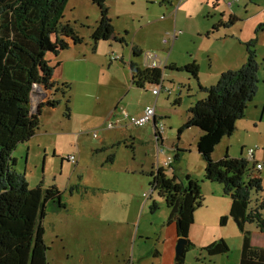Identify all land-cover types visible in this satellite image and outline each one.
Returning a JSON list of instances; mask_svg holds the SVG:
<instances>
[{"label":"rangeland","instance_id":"obj_1","mask_svg":"<svg viewBox=\"0 0 264 264\" xmlns=\"http://www.w3.org/2000/svg\"><path fill=\"white\" fill-rule=\"evenodd\" d=\"M170 1L171 5L164 0H108L114 33L124 42L113 39L94 42L91 34L100 16L98 6L92 0H68L65 18L61 20L57 34L62 32L64 21L70 17L82 41L59 51L57 55L50 53L48 57L58 62L55 72L57 82L65 81L71 85L70 112L69 115L65 114L63 99H60L56 110H46L52 112L51 119L46 114L40 117V131L54 132L47 138L56 147V152L49 145L47 160L39 150H36L35 157L27 155L25 148L22 151V146L13 152L17 157L14 168L25 174L30 186L56 184L62 192V201L66 206L49 205L43 219L48 264H111L116 262L115 248L119 250L118 259L122 260L121 254L133 248V242L127 238L125 224L119 227L120 239L113 244L112 251L94 241L101 240L108 230L109 214H120L118 208L107 207L108 202L116 199L119 203L127 204L130 193L127 187L133 193L145 184L140 195L149 192L150 171L155 170L157 163L167 155L173 159V144L183 143L186 148L179 151L180 159L176 163L172 160L174 169L166 168L168 176L177 171L179 178L185 181L186 168L189 172L195 168L198 163L196 159L204 162L196 149L199 129L189 127L180 134L178 129L187 118L188 108L205 94L189 73L165 67L166 63L172 60L181 64L197 62L201 80L209 86L218 80L221 72L242 65L244 59L240 60V56L246 54L245 42L255 39L260 92L257 90L254 98L258 93L264 97V28L256 31L259 16H252L259 8H264V0H236L231 9L224 0H218L215 12L212 4H207L206 0ZM232 10L237 12L238 17L231 25H222L228 21ZM221 15L225 20L217 31L213 30L215 35H212L218 37V42L199 33L206 25L211 26L212 18L219 22ZM175 18L177 31L173 40V29L169 26L174 24ZM163 38L170 42L164 43ZM206 44L211 48L206 50ZM132 45L141 46L142 53L158 52L165 62L160 67L164 87L158 95L153 94L149 83L144 87L131 83L129 61L132 59L141 65L143 61L141 55L131 57ZM116 55L121 59H115ZM35 94L36 91L31 94L33 99ZM57 96L59 99L60 95ZM252 101L245 109L244 116L236 121L233 133L224 136L217 144V151L220 149L223 152L226 148L224 144H227L229 156H241L242 146L244 156L248 147L263 153L264 116L261 119L259 110L255 121L253 112L256 110L252 108ZM33 103L32 110L36 111L38 107ZM147 104L155 108L157 122L164 126L165 152L159 161L155 154L151 122L142 127L123 126V122L121 127L124 128L107 127L110 122H118L124 111L137 116V111ZM110 106L112 108L108 110ZM113 107L117 109L112 115ZM259 132L263 133L262 140L255 141V133ZM135 136H142L145 142L134 139ZM71 154L75 156L74 162L67 160ZM110 155L115 158L113 164L106 163ZM260 162L264 163L263 160ZM262 186L259 196L255 195L260 201H264V180ZM153 192L157 197V192ZM163 205V210L158 207L152 215L164 216L165 211L169 210L165 202ZM260 210L264 213V207ZM134 212L133 228L136 231L141 215L140 206Z\"/></svg>","mask_w":264,"mask_h":264},{"label":"trees","instance_id":"obj_2","mask_svg":"<svg viewBox=\"0 0 264 264\" xmlns=\"http://www.w3.org/2000/svg\"><path fill=\"white\" fill-rule=\"evenodd\" d=\"M107 1L92 0L100 16L91 38L94 42L109 39L124 42L114 33ZM67 2L0 0V264H48L43 219L49 205L65 207L56 184L30 186L25 174L14 168L12 155L18 145L27 142L40 128L42 105L34 112L31 103L35 84L59 93V99H48L46 104L54 107L63 99L65 114L69 115L71 85L52 79L58 62L52 64L48 57L50 53L56 55L68 48L65 39L57 34ZM235 20L236 17L230 15L222 25L229 26ZM263 24L256 31L262 29ZM61 35H69L74 43L82 41L69 26L64 27ZM255 41L245 42L246 59L239 68L221 72L218 80L209 86L199 83V65L195 61L181 66L171 62L165 65L189 73L205 94L188 108L178 134L189 127L199 129L196 149L204 160V179L220 184L230 197L229 215L242 233L239 264H264V248L251 244L247 229L253 225L264 231V213L260 210L264 201L255 197L263 189L262 178L253 169L255 163H250L246 157L226 154L214 160L212 152L224 136L233 133L236 121L244 116L258 90L259 62ZM132 55L138 56L141 52L132 47ZM129 69L131 83L137 87H144L146 83L157 85L162 80L161 68H144L130 60ZM154 123L156 127V118ZM180 150L175 146L174 163L180 159ZM107 161H113V155ZM169 167L173 168V163ZM166 168L160 165L150 172V187L164 200L169 210L168 220L176 221L178 236L187 239L183 253L175 256L174 263L184 264L186 249L192 246L188 233L194 213L202 206L204 198L198 179L187 174L185 181H181L174 173L168 176ZM150 207L156 210L157 204L153 202ZM226 219L221 216L220 224H225ZM204 249L215 255L226 253L229 246L224 239H218Z\"/></svg>","mask_w":264,"mask_h":264},{"label":"crops","instance_id":"obj_3","mask_svg":"<svg viewBox=\"0 0 264 264\" xmlns=\"http://www.w3.org/2000/svg\"><path fill=\"white\" fill-rule=\"evenodd\" d=\"M164 1L169 2V4L171 5L170 0H164ZM206 1H207V4H210V3L212 4L213 6L212 9L215 12V9H217V6H218V0H214V1L206 0ZM182 3H180V5ZM66 8H67V4H66ZM179 9L180 7L178 8V12H179ZM65 10H64V15H65ZM109 13H110V9H109ZM64 15H63V18H65ZM230 15H233L236 18L238 17V14L235 10H232L229 16ZM252 16L254 17L259 16L258 26L261 23H264V8L262 9L259 8L257 11H255L252 14ZM63 18H62V21H63ZM69 18L64 21L65 23H64V26L62 27V32H60L58 35L61 36L63 39H65V41L68 43V47H72L75 45V43L73 42L71 37L69 35L68 36L60 35V34H63L64 27H67V26H69L74 32H77L74 24L70 22ZM220 18H221V20H219L220 22H223L225 20V17L223 15H221ZM175 22H177V19L174 21V24L172 26L171 24L169 26L171 30L173 29L172 32L177 31L175 27ZM210 23H211V26L206 25L201 30H199V33L201 35H204L207 39H212L218 42V37L214 38L212 36L214 34L213 30L214 31L218 30L217 28L218 22L217 20H213L212 18ZM263 28H264V24H263L262 29ZM180 33H182V30H180ZM169 42L170 41L167 40V42L165 43H169ZM205 46L207 47L206 50L208 48H211V46L208 44H206ZM132 47H135L137 51H140L141 53L143 51V48L141 46L132 45L131 46V57H133ZM118 59H121V57H119ZM241 59H244L245 61L246 54H243L242 57L240 56V60ZM54 61L55 59L51 60L52 64L57 63V61L56 62ZM169 63H166V64H169ZM171 63H175L181 66V65H185L191 62H184V64H181V63H177L172 60ZM138 65L142 67L141 64H138ZM58 66L59 65L56 66L55 71L53 73V77H52V79L55 80L56 82H57L58 75H56L55 72ZM199 69H200V66H199ZM198 77H199V83L202 84L203 86H206L204 82L201 80L202 76H201L200 70H199ZM161 82L159 84L161 85V88H163L164 86ZM151 85L152 87L155 86L153 84ZM258 90L260 92V89ZM167 92L169 93V90ZM47 94H51V96L48 97ZM57 95L59 94H55L53 89L50 90V92H46V93L44 89L42 88V86L36 89V94L34 95L35 96L34 99L32 98V103L35 102L37 107L39 105H42V107L40 108V114H41L40 117L46 114L47 118L51 119L52 112L51 113H48V112L55 108H58L60 103H58V105L54 107H49L46 104V101L52 98L57 99L58 97ZM146 106H150V105L147 104ZM111 108L112 106L108 107V110H110ZM252 108L253 110H256L255 112H253L255 121L258 116L259 110H260V117L262 119V116H264V97L263 95H260V93H258V95L255 98H253ZM116 109L117 107H113V110L110 112V114L113 115L114 112H116L115 111ZM144 109L137 111L136 115L137 116L141 115ZM46 110H49V111H46ZM155 118L157 119V114L154 108V119L150 121L153 127V141H154V131H155V123H154ZM122 122L125 125L121 124ZM157 123L160 124L159 122ZM127 124L128 123L122 120V113H121V118L118 120V124L116 125V127L119 126L118 128H124L121 126L122 125L126 126ZM41 129L42 127L39 128L37 132L27 142L22 143V145H18L15 151L17 150L19 146H22L20 147L22 148V151H23V148H25L27 155L32 154L35 157L36 150H39L43 154L44 159L47 160L49 156L48 154L49 145L50 147H52V151L56 152V147L52 146L50 138H47L50 135H52L51 133H54V132H51L48 130L40 131ZM163 132L161 133V141H162V144L164 145V140H166V138L163 135ZM43 134H45V136L42 137ZM255 134H256L255 141L256 140L261 141L262 140L261 136L263 133L259 132ZM134 139H138L141 143L145 142V139H143L142 136H135ZM222 139L220 140L218 145L221 143ZM102 141L103 139L101 140V142ZM262 143L264 145L263 141ZM218 145L215 146L214 151L212 152V158L214 160L223 158L227 154V150H229V146H227V144H224V146L226 147L225 150L223 152H220V149H218L217 151L216 147ZM175 146H177L179 149L186 148L183 145V143H179V142L176 143V145L173 144V150ZM242 147L240 149L241 151L240 153H242V156H244ZM155 152H156V149H155ZM12 156L15 158V163H17V157L15 156V153H13ZM230 156L236 157L231 154ZM254 159L258 162H260V160L264 161V151L263 153L261 152L257 153L254 151ZM114 160L115 158L111 162H108L106 160V163L113 164ZM196 162H198L196 164V167L193 169H190V172L188 168H186L187 172L185 176L189 174L190 176H193L200 181V189L203 194L204 200H203L202 206L198 208L194 213V221L188 233V240L192 243V246L186 249L184 264H239L240 252H241V247H242V233L239 231L237 225L234 222V219L231 218L229 215L230 199L223 192L222 186L220 184L204 179V162L201 159H196ZM126 170L129 171L128 169ZM153 170H151L150 172H152ZM165 173L168 175V172L166 171V169H165ZM258 174L260 175L262 180H264V163H263L261 170L258 171ZM174 175L179 180H181L179 178V172L177 171L174 172ZM102 185H105V184H102ZM145 186H146L145 184L139 186L138 192L133 191V193L132 191L129 190L130 188L127 187L128 191L130 192L128 193L129 198H128L127 204L124 202L119 203V201H117L116 199L108 202L107 204V207L113 206L116 209L118 208L119 209L118 211H120V214H117V213L109 214L110 215L109 228L106 231V233L102 235L101 240H94L96 244H101L104 247H106L108 251H112L113 244H115V242H117L118 239H120L121 234L119 233V227L123 224L127 226V230H126L127 238L133 242L132 250L128 251L126 254L124 253L121 254L122 260L118 259L119 256L117 255V252L119 250L117 248L113 249L114 256H116L115 257L116 262H112L111 264H174L175 263L176 243L179 238L178 233H177L176 221L174 219L168 220L169 211H167L166 209H165L166 211L164 210L165 214L162 217L161 216L156 217L152 215L153 211L155 210L151 209L150 207L151 203L155 202L157 204V208L159 207L163 210L164 200L158 194H157L158 196L156 197L153 192L154 190L149 191L150 193L147 198L145 196L140 195L141 190L145 189ZM137 206H140L141 215H140V220L138 223V228L136 231H134V228H133V224L135 222L134 210H136ZM221 216H225L227 218L225 224L223 225L220 224ZM247 229L250 231L251 244L257 247L264 248V231L257 230L253 225L247 226ZM218 239H224L225 242L229 246V250L226 253L215 254V255L209 254L204 248L207 245H209L211 242L218 240Z\"/></svg>","mask_w":264,"mask_h":264},{"label":"built area","instance_id":"obj_4","mask_svg":"<svg viewBox=\"0 0 264 264\" xmlns=\"http://www.w3.org/2000/svg\"><path fill=\"white\" fill-rule=\"evenodd\" d=\"M236 2V0H226L225 4L226 6L230 9L232 7V5ZM173 39L176 37V32H173ZM168 39L163 38V42H167ZM141 56L143 58L142 61V67L144 68H160L163 60L162 58L159 56L158 52L155 51H147L144 53H141ZM115 59H118L119 56L116 55L114 57ZM163 65H165V62L163 63ZM34 87V86H33ZM40 87V86H36L34 87L35 91L36 89ZM43 88V87H42ZM161 89V85L157 84L155 86L152 87V92L153 94H158L159 91ZM32 98V96H31ZM31 103H32V99H31ZM154 119V107L153 106H146L143 113L139 116H131L128 115L127 112H123L122 114V120H124L126 123L130 124V125H134L136 127H142L144 126L146 123L152 121ZM118 124V122H110L108 123L107 127L108 128H112L114 126H116ZM164 130V126L161 124H156L155 127V131H154V144H155V149H156V158L159 161V157L165 152L164 150V145L162 144L161 141V133ZM94 136H96V132L93 133ZM254 148L253 147H248L245 150L246 153V159L252 163L254 162V170L255 171H260L263 164L261 162H258L254 159ZM68 160L74 162L75 161V156L73 154L68 156ZM172 157L170 155H167L166 158L162 161V162H158L157 163V167L158 166H164V167H169L170 164L172 163ZM150 192H144L143 196H145L146 198L149 196Z\"/></svg>","mask_w":264,"mask_h":264},{"label":"water","instance_id":"obj_5","mask_svg":"<svg viewBox=\"0 0 264 264\" xmlns=\"http://www.w3.org/2000/svg\"><path fill=\"white\" fill-rule=\"evenodd\" d=\"M36 86H42L45 93L50 92V90H51V88H47L46 86L41 85V84H35L34 87H36ZM34 87L31 91V94L35 93ZM34 112H37V110ZM186 243H187V239H185L183 237L178 238L177 243H176V255H181L183 253Z\"/></svg>","mask_w":264,"mask_h":264},{"label":"flooded vegetation","instance_id":"obj_6","mask_svg":"<svg viewBox=\"0 0 264 264\" xmlns=\"http://www.w3.org/2000/svg\"><path fill=\"white\" fill-rule=\"evenodd\" d=\"M51 94H53V93H51ZM51 94H47V95H48V97H50V96H51Z\"/></svg>","mask_w":264,"mask_h":264}]
</instances>
